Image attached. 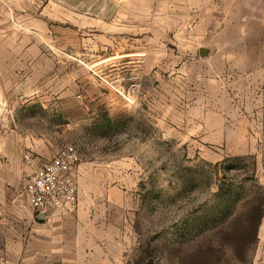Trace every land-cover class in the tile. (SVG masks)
Masks as SVG:
<instances>
[{"label":"rangeland","instance_id":"1","mask_svg":"<svg viewBox=\"0 0 264 264\" xmlns=\"http://www.w3.org/2000/svg\"><path fill=\"white\" fill-rule=\"evenodd\" d=\"M205 6L0 0V147L20 142L15 161L24 166L27 151L50 159L74 145L87 166L86 196L98 194L93 181L111 180L105 189L116 187L123 202L110 209L121 224L116 264H264V132L254 139L259 124L251 118L241 154H232L239 140L208 136L203 104L222 86L215 102L227 112L234 102L242 108L207 67L214 60L215 70L227 71L228 60L199 51L229 44L191 38ZM224 29L236 32L207 31ZM21 68L23 88L13 89ZM6 155L0 149V264L52 263L24 190L28 173L5 167L13 161ZM19 171L13 201L2 184Z\"/></svg>","mask_w":264,"mask_h":264},{"label":"crops","instance_id":"2","mask_svg":"<svg viewBox=\"0 0 264 264\" xmlns=\"http://www.w3.org/2000/svg\"><path fill=\"white\" fill-rule=\"evenodd\" d=\"M205 5V9L199 8L200 14L197 15L198 19L194 23L196 33L191 38L194 37L193 40L196 42L200 39L204 42L229 44L224 47L213 46V50H205L203 57L228 60L229 69L227 71L223 70L224 66L221 68L222 71L215 70L217 64L214 60H208L207 67L216 72L214 73L216 78L213 81L215 84L229 83L230 95L232 99L237 100V108L241 107L242 109H235L234 102L232 110L227 112L223 108L222 101L215 102L217 99L222 100V95L220 99L218 95L222 94V90H227L222 86V89H219V92L214 96L213 103L208 101L205 104L202 103L205 107L202 114L207 133L211 131L208 136L239 140L237 151L232 154H241L249 144L251 135L249 127H251L250 123L254 121V119L251 121V118L257 116L254 123L259 124V127L252 132L255 134L254 139L259 138L260 134L264 132V0H205ZM5 10L7 9L5 8ZM218 13L221 14V17L217 16ZM31 16L39 21L43 19V16ZM220 26L234 27L236 32L224 34V29L221 33L212 35L207 31L209 27ZM249 28L252 29L249 30ZM199 31L201 32L198 33ZM247 44L254 45L248 47ZM254 47H256L255 51ZM201 50L202 48L199 51L201 52ZM0 65L2 64L0 63ZM22 71L21 68L19 73H16L19 81L13 84V89L23 88L21 80L27 74ZM214 106L219 107L214 109ZM228 121L231 123L230 126L227 125ZM0 149L7 154L6 156H9L7 160L13 157L12 162H5V167L9 168L12 165L16 166L18 170L24 169L29 173L28 167L22 166L19 160L15 161L16 155L21 154L20 142L12 144L7 142ZM31 151L34 152V150ZM86 167L80 164L77 169L76 179L80 190L79 203L74 211H56L48 218L36 216L38 220L42 221L40 229L45 230L49 238V244L45 246L48 254L46 259H51L52 263L48 264L117 263V256L111 251L112 247L119 243L117 237L121 224L116 215L110 213V209L117 207V210H122L123 202L115 196L116 187L112 190L105 189L109 187V183L112 185L109 178H99L97 182L93 181V184L99 187L98 194H95L94 198L86 196L85 192L81 190L84 183L90 182L86 174ZM21 177L22 173L19 171L18 175L12 177L8 174L4 178L3 193H9L13 201H16L14 192L21 182ZM115 179L114 181L119 182L122 178L117 176Z\"/></svg>","mask_w":264,"mask_h":264},{"label":"built area","instance_id":"3","mask_svg":"<svg viewBox=\"0 0 264 264\" xmlns=\"http://www.w3.org/2000/svg\"><path fill=\"white\" fill-rule=\"evenodd\" d=\"M79 162V151L74 145L61 148L50 159L33 151L23 155V164L30 170L24 190L38 215L48 218L56 211L72 212L77 208L79 193L75 171Z\"/></svg>","mask_w":264,"mask_h":264},{"label":"water","instance_id":"4","mask_svg":"<svg viewBox=\"0 0 264 264\" xmlns=\"http://www.w3.org/2000/svg\"><path fill=\"white\" fill-rule=\"evenodd\" d=\"M205 50H207V49L203 48V49L201 50V54H202V55H205ZM40 218H45V216H44V215H40Z\"/></svg>","mask_w":264,"mask_h":264}]
</instances>
